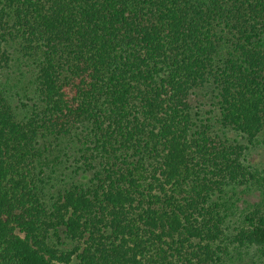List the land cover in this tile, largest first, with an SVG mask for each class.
I'll use <instances>...</instances> for the list:
<instances>
[{"label":"trees","instance_id":"1","mask_svg":"<svg viewBox=\"0 0 264 264\" xmlns=\"http://www.w3.org/2000/svg\"><path fill=\"white\" fill-rule=\"evenodd\" d=\"M263 143L264 0H0V264H264Z\"/></svg>","mask_w":264,"mask_h":264},{"label":"rangeland","instance_id":"2","mask_svg":"<svg viewBox=\"0 0 264 264\" xmlns=\"http://www.w3.org/2000/svg\"><path fill=\"white\" fill-rule=\"evenodd\" d=\"M28 78H26L25 80H27ZM29 80V79H28ZM27 80V81H28ZM255 154V162L260 166V167H264V143L261 144V146L256 149V151L254 152ZM67 164H71V163H67ZM69 174V172H68ZM247 201H249L250 203H253L257 200H259V193L258 192H249L248 196L245 198ZM242 264H246L245 262Z\"/></svg>","mask_w":264,"mask_h":264}]
</instances>
